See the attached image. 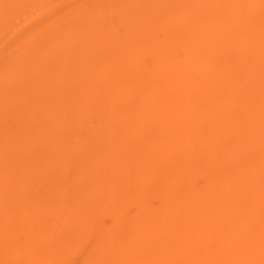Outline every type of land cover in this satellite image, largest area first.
<instances>
[{"label":"bare ground","instance_id":"bare-ground-1","mask_svg":"<svg viewBox=\"0 0 264 264\" xmlns=\"http://www.w3.org/2000/svg\"><path fill=\"white\" fill-rule=\"evenodd\" d=\"M89 3L55 65L1 79L38 100L1 138L0 86V264H264V0H125L107 26Z\"/></svg>","mask_w":264,"mask_h":264},{"label":"rangeland","instance_id":"rangeland-1","mask_svg":"<svg viewBox=\"0 0 264 264\" xmlns=\"http://www.w3.org/2000/svg\"><path fill=\"white\" fill-rule=\"evenodd\" d=\"M87 1H90L87 9H88L89 14L93 17L94 23L103 22V23H106V26H107V23H109V24L113 23V20L116 19L121 14L120 13L119 15H117V14H115L114 11L119 6L118 5L119 1L122 2L125 0H117L118 3L116 2L117 3L116 5L114 2L116 0H25L24 4H23L24 6L22 8H20L19 11L14 10L13 12H9L8 16L11 15L9 19H7L5 17V20L7 19L5 22L6 25L4 26V28L0 29V84H1L0 86H3L2 88H5L4 90H2L3 96L1 97V99L2 100L3 99H7V100L12 99V100H15V102L12 101L11 103H9V105L7 102V105L5 108V124L9 123L8 117H7L8 110L12 113L13 120L9 123V126L3 130L1 138L12 135L13 132L16 131V130H13L11 128L10 124L14 126V123H15L16 126L19 127V116L20 115H21L23 121L28 119V122H30V120L32 118V115H31L32 113L29 116H27L23 112L25 105L23 103L18 104L17 102L22 100L25 96L29 99H32L34 105H35V102L38 100L36 98L37 94L33 93V96H28L26 94V91H21L18 89L14 90L15 92H13V95H14L13 96L12 93H10V91L13 90L12 89L13 86L12 87H9L8 85L5 86L6 83L2 82V80H1L3 78L6 81H8V79H10V78H8L7 75H3V74L4 73L10 74L11 72H13L17 75L24 74L22 71H24V69L28 70L29 64L34 59H39V64L42 63L40 65L44 66L43 71L47 70L46 65H49V64L55 65L56 62L58 61V59H60V58H57V59L53 58L52 54L55 51L50 50V49L53 46H55V44L56 45L58 44V41L60 40V37L62 36V34H58V33H61V32L64 33L65 31L62 29V27L64 29H66V26H67V29H68V26L71 25L70 22L76 23V21L79 22L84 18L85 12H84L83 8H80V6H81V4L86 3ZM221 1H225V0H221ZM121 4H120V6H121ZM194 5L196 6V4H194ZM4 6H3V10L7 11L6 6L5 7ZM199 9H200V7H199ZM125 11H126V9H125ZM108 13L109 14L111 13V14L108 15ZM126 13H123L124 15L123 14L122 15L126 16ZM82 14H83V16H82ZM94 17H95V19H94ZM57 21L58 22L62 21L63 24H62V22L57 24L56 23ZM73 23H72V25H73ZM64 24H66L65 27H64ZM60 25L61 26L63 25V26L60 27ZM51 26H54V27H51ZM76 26H78V25H76ZM79 26H81V23H79ZM50 27H51V29H50ZM59 28H61L62 30H59ZM47 30H48V32L50 30V32L48 33ZM52 31L56 32V33L53 34ZM93 33H95L94 30H93ZM55 34H58V35H55ZM67 35H69V36L66 37V35H65V39L63 38L64 36L62 37L64 39V41L66 39H67V41H69V39L72 37L70 34H67ZM52 36H53L54 41L52 39ZM54 36H55V38H54ZM85 37L86 36H82V35L78 34V35H76V37L71 42L74 43V41H78V40L84 42L86 40ZM93 38H95V36ZM87 39H88V41H90V39L88 37H87ZM95 41H98V40L95 39ZM117 41H118V44H119V42L123 43V41L121 40V37H117ZM46 42L49 45H47ZM51 43H53V44L51 45ZM96 43H98V42H96ZM45 47L47 49H45ZM42 49H45V50L43 51ZM16 50H19V53L21 56H22V54H24L25 60H23L24 62H21L20 65L16 64V66H13L11 64L19 63V62L12 63L10 61L11 60L10 59L11 53L13 51L16 52ZM15 54L17 55L18 53H15ZM142 55L145 56V55H147V53L142 54ZM21 56H20V58H21ZM76 60L82 62L81 58H76ZM143 60H145V59L143 58ZM110 61H111V55H107L103 60H100V64L102 67H104ZM61 62H60V64L62 65L63 63H61ZM129 69L130 68H128V70ZM62 74H63V69L61 72H59V75L56 76L59 79V82L63 80V82H60V83L65 84L68 81H70V74L68 72L63 74V75ZM64 76L66 78H64ZM22 77H20L19 79H22ZM13 79L16 81V85H20L19 81L17 80V76H14ZM14 80L10 79V82L13 85H15ZM47 80H48L47 85L50 88H54L56 86V80H54V77L53 78H47ZM124 87H126V84ZM37 97H39V96H37ZM50 100H52V99H50ZM49 102L50 101L48 100L46 102H43V104H46ZM30 116H31V118L29 119ZM3 117L4 116L2 114H0V119ZM94 124H97V123H94ZM135 130H136L135 132H137V133H139L141 131L140 129H135ZM14 134L19 135V133H17V132H15ZM77 141L78 140H75V143H77ZM6 142H8L6 139L0 140V158H3V159L10 157L13 153V149ZM83 142H84V139H82L81 143H83ZM73 147H74V145H73ZM23 162L24 161H22V163ZM0 164L7 165L4 161H1V159H0ZM8 167H10V168L14 167L13 163L11 161H10V165ZM98 169L96 167V171L99 172V171L103 170L104 167L102 166L101 169H99V170ZM104 170H106V168ZM6 175H7L8 179L10 180V177L8 176L7 173H6ZM2 179H3V177L0 176V184H5L4 181H1ZM90 181H91V179L89 177L84 178V182H90ZM126 197H127V195H126ZM131 207H133V206H129V210L131 209ZM20 214H21L20 216H24V214L22 212ZM105 218L107 219L108 217H105ZM80 254L81 253L79 251L73 252L69 256L70 263L80 264L79 263L80 262Z\"/></svg>","mask_w":264,"mask_h":264}]
</instances>
